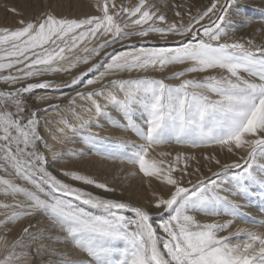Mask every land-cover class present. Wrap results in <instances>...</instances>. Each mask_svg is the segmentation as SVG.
Returning a JSON list of instances; mask_svg holds the SVG:
<instances>
[{"label": "snow or ice", "instance_id": "6c2138e0", "mask_svg": "<svg viewBox=\"0 0 264 264\" xmlns=\"http://www.w3.org/2000/svg\"><path fill=\"white\" fill-rule=\"evenodd\" d=\"M166 3L8 9L18 19L0 26V264H264V231L231 230L236 218L264 228L243 211L259 198L264 212V40L236 38L255 22L241 0ZM108 127L136 140L101 135ZM173 143L212 152L201 163L156 151ZM93 157L132 165L151 198L133 204L67 167Z\"/></svg>", "mask_w": 264, "mask_h": 264}, {"label": "bare ground", "instance_id": "6f19581e", "mask_svg": "<svg viewBox=\"0 0 264 264\" xmlns=\"http://www.w3.org/2000/svg\"><path fill=\"white\" fill-rule=\"evenodd\" d=\"M69 2V0H65ZM135 0H132L134 2ZM206 2V0H191V3L193 5H199L201 3ZM242 3H245L247 5V11L248 15L250 17H253L255 22L247 27H242L238 32L235 33L236 38L244 37V38H254L257 42H260L261 40H264V28H262V23H264V0H241ZM91 4H93L90 1ZM89 2L85 3V8L87 9V13H90L93 11L92 5ZM162 11H169V8L167 6L166 0L165 4L162 6ZM77 14V9L75 11ZM2 15H0V26L8 25L12 26L9 22L1 19ZM172 17V13L169 12V18ZM151 43H160L159 41H152L150 42L149 46H151ZM119 46H117L118 48ZM111 51V49H109ZM83 67V66H82ZM167 73L161 74L156 73L155 75L159 77L160 75H166ZM64 77L57 76L56 79L60 80ZM172 83H178V81H172ZM67 91V89H66ZM66 99V98H65ZM63 103V101H54ZM70 115V114H68ZM48 119H58L59 117L53 113ZM53 130L57 127L56 125H51ZM96 131H100L99 129H96ZM101 135L108 136L111 139L118 141L121 139L125 140H136L135 135L132 132L124 131L115 127H108L105 131H102L100 133ZM57 148H61L62 146L56 145ZM68 148H76L79 149L83 147L81 143H74L69 144L67 146ZM156 151H171L173 155H175L177 152H184L191 154L195 156L196 160L201 161L203 163V155L206 153L212 152V148H190L186 145H179V144H170V145H164L161 147L156 148ZM223 159L229 160L233 157H222ZM91 160H95V163H91L90 160H85L84 162H78L76 164H68L67 167H79L82 170H85L89 173L96 174L97 177L102 181L109 182L110 186L115 187L117 189V197H120L122 199H125L126 201H132L137 200L134 196L141 195V197L145 198L143 201H139L137 203H145L148 199L151 198V192L152 188H150L149 180L146 177H143L142 175H132L131 173L135 171L134 167L132 165L121 163L119 160L117 161H101L98 157H93ZM101 165L103 166L101 168ZM198 166L195 161H193V167ZM216 170V167L213 166V171ZM202 171L204 172V175L210 176L211 173L207 172L206 168H202ZM195 179V177H194ZM153 187H155V182H153ZM122 194V195H121ZM147 199V200H146ZM241 203L247 204L246 201L241 200ZM261 203L259 201V198L253 203V204H247V206L243 209V211L247 214L248 217H251L252 219L260 222H264V212H261ZM214 219L219 220L221 223L233 219L230 216H221V217H215ZM249 227V228H255L256 230L264 231V228H259V225H254L248 220H240L239 218H236V223L233 226L234 230L235 227ZM4 233L0 231V235H3ZM19 234V228L17 227L14 229L12 233L8 235L9 241L17 238ZM56 247H63L62 245H56ZM70 251V250H69ZM68 258L70 259H87L86 255L84 253L76 252L73 255H70ZM47 259V257H45ZM55 259V258H54Z\"/></svg>", "mask_w": 264, "mask_h": 264}, {"label": "rangeland", "instance_id": "374dc122", "mask_svg": "<svg viewBox=\"0 0 264 264\" xmlns=\"http://www.w3.org/2000/svg\"><path fill=\"white\" fill-rule=\"evenodd\" d=\"M90 1L93 3V0H76V3L78 5L77 8H76L78 15L87 14V9L85 8V3L86 2L90 3ZM122 2L127 3L128 0H116L117 4H120ZM32 3H33V0H0V15H2L1 19L9 22L14 27L15 26V21L18 19V17H16L12 13H10L8 11V9L13 7V6H16L18 9L23 10L25 12V18H29L36 11L40 10V8H39V0H35V3L37 5V7H35V8L28 7V5H30ZM64 3L67 4L68 2L64 0ZM61 11H67V9L66 8L65 9H61ZM117 49L121 50L119 47ZM94 191H96V190H94ZM134 197L137 200H132V201H128V202H131L133 204H141V203H137V202H139V201L141 202V201H143L145 199V198L141 197V195H136ZM118 198H120V197H118Z\"/></svg>", "mask_w": 264, "mask_h": 264}]
</instances>
